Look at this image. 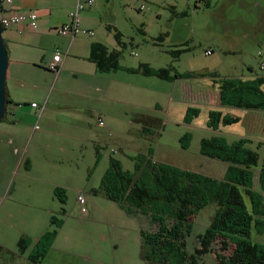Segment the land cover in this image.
I'll use <instances>...</instances> for the list:
<instances>
[{
    "label": "rangeland",
    "instance_id": "1",
    "mask_svg": "<svg viewBox=\"0 0 264 264\" xmlns=\"http://www.w3.org/2000/svg\"><path fill=\"white\" fill-rule=\"evenodd\" d=\"M90 9L95 10L91 15L101 24V32L107 33L106 44L121 50V65L148 63L157 69L170 67L183 76L164 80L119 70L123 92L112 93L109 102H102L112 107L111 116L99 110L93 114L95 134L103 137L99 160L92 152L80 157L79 150L65 157L55 145L56 156L65 163L51 168L49 178L41 180L35 169L15 182L1 179L0 264H159L142 257L141 230H154L157 225L147 215L127 212L100 189L111 158L130 172L149 171L151 161L221 177L226 163L201 154L202 138L248 137L264 142V110L230 106L224 101L225 86L215 87L224 78L250 80L264 75V0H95L81 16ZM105 25L117 27L125 45L116 44L114 30ZM115 77L112 85L117 83ZM258 86L264 91V83ZM189 108L198 112L191 111L186 120ZM212 109L238 116L240 121L213 129L208 126ZM144 118L151 119L145 131ZM187 134L183 148L182 137ZM57 172L60 177L54 181L51 173ZM57 188L64 202L55 193ZM80 194L84 205L78 201ZM246 201L251 207L248 196ZM213 207L210 204L197 215L187 238L190 252L199 247L196 235L209 225ZM55 229L54 237L42 239L46 231ZM22 236L28 238L24 252L18 244ZM253 239L264 242V231L259 234L254 228ZM223 244L218 238L211 252L197 256L198 262L213 264L217 252L231 255L235 244L226 249ZM39 250L45 256L37 262L30 255Z\"/></svg>",
    "mask_w": 264,
    "mask_h": 264
},
{
    "label": "trees",
    "instance_id": "2",
    "mask_svg": "<svg viewBox=\"0 0 264 264\" xmlns=\"http://www.w3.org/2000/svg\"><path fill=\"white\" fill-rule=\"evenodd\" d=\"M109 28L114 30L117 44L125 45L122 32L117 27ZM179 52L173 51L174 54ZM120 55L121 50L109 48L103 42L91 43L89 58L101 72L119 69ZM126 70L164 80L183 76L178 72L172 73L170 67L157 69L148 63H140ZM261 83H264V76L250 80L224 78L215 87L225 86L224 101L230 106L264 110V91L258 86ZM191 111L195 114L198 112L197 109L189 108L186 120L191 118ZM239 121L238 116H229L222 110L212 109L208 126L218 129L222 123ZM188 136L182 137L183 148H186L184 141ZM261 149H264L263 141L254 142L248 137L233 141L220 136L202 138L201 154L226 163L221 177L151 161L147 162L149 171L130 172L122 168L119 160L111 158V167L104 174L100 189L127 212L147 215L157 225L154 230H141L142 257L145 260L159 264H201L197 256L211 252L213 243L219 238L224 243V249L230 243L235 244V249L231 255L217 252L213 264H264V242L253 239L254 228L259 234L264 231V150L261 154ZM98 191L94 190L95 193ZM61 192L59 188L55 191L59 196ZM60 199L64 202V198L60 196ZM210 204L214 205L210 223L203 233L196 235L199 247L190 252L187 238L192 234L199 212ZM54 221L52 217L50 222ZM57 232L56 229L46 231L42 239H51ZM27 242V237L20 238L18 244L22 252L27 249ZM44 256V250H39L30 258L40 262Z\"/></svg>",
    "mask_w": 264,
    "mask_h": 264
},
{
    "label": "crops",
    "instance_id": "3",
    "mask_svg": "<svg viewBox=\"0 0 264 264\" xmlns=\"http://www.w3.org/2000/svg\"><path fill=\"white\" fill-rule=\"evenodd\" d=\"M0 1L2 16L12 10L38 14L36 29L27 24L10 25L3 32L10 63L8 112L0 123V181L5 177L7 182H15L35 169L41 180L48 177L51 168H60L65 163L62 156H56L55 145L65 157L73 156V152L79 150L83 153L80 157L92 152L94 159L99 160L103 137L95 134L93 114L99 110L102 115L111 116L112 107L102 102H109L112 93L123 92V75L118 74L119 70L140 73L126 70L134 66L121 64L119 69L101 72L90 60L91 43L106 44L108 41L107 33L101 32V24L91 15L95 10L90 9L81 16V12L93 6L95 1L79 11L81 28L91 30L92 34L75 37L60 35L57 28L70 22L69 12L75 9L78 0ZM105 26L111 31L110 25ZM57 50L62 55L58 62L59 72L49 68ZM114 76L117 83L112 85ZM96 92L101 93L99 97ZM97 101L102 103L99 104L102 108H97ZM29 104L31 107H22ZM100 120L103 124L99 125L105 127V121L98 117V122ZM143 121L145 131L151 119L144 118ZM51 174L52 179L58 181L59 172Z\"/></svg>",
    "mask_w": 264,
    "mask_h": 264
},
{
    "label": "built area",
    "instance_id": "4",
    "mask_svg": "<svg viewBox=\"0 0 264 264\" xmlns=\"http://www.w3.org/2000/svg\"><path fill=\"white\" fill-rule=\"evenodd\" d=\"M8 2H12V0H7ZM95 0H78L76 7L74 10L69 12L70 22L65 23L57 28V32L60 35L64 36H71L75 37L78 34H92L91 30L82 29L80 26V17H79V11L84 9L85 6H90L94 3ZM143 7H141L142 9ZM0 21L2 25L6 28L10 25H23L27 24L31 29H36L38 27V14L35 11H29V12H18L12 10L7 15H4L0 18ZM207 54H210L211 51H206ZM261 52L259 53V55ZM62 55L59 50L56 51L53 60L50 62L49 68L55 72H59L60 65L59 61H61ZM264 66V63H262V67ZM33 106H37V103H33ZM43 111V108H41L40 113ZM100 124H103V121H99ZM36 128H39V125L35 126ZM78 201L80 204L84 205L86 200L85 197L80 194L78 196ZM83 212H86V208H82Z\"/></svg>",
    "mask_w": 264,
    "mask_h": 264
},
{
    "label": "water",
    "instance_id": "5",
    "mask_svg": "<svg viewBox=\"0 0 264 264\" xmlns=\"http://www.w3.org/2000/svg\"><path fill=\"white\" fill-rule=\"evenodd\" d=\"M2 1H0V4ZM5 27L0 21V123L8 112L7 105V74L10 63L8 46L3 36Z\"/></svg>",
    "mask_w": 264,
    "mask_h": 264
}]
</instances>
